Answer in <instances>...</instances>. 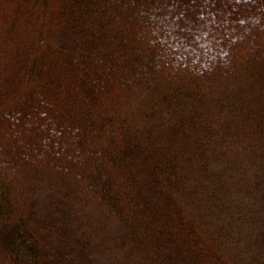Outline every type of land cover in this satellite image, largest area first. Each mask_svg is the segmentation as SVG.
Masks as SVG:
<instances>
[{
	"label": "trees",
	"instance_id": "16d2710c",
	"mask_svg": "<svg viewBox=\"0 0 264 264\" xmlns=\"http://www.w3.org/2000/svg\"><path fill=\"white\" fill-rule=\"evenodd\" d=\"M94 261L264 264V0H0V264Z\"/></svg>",
	"mask_w": 264,
	"mask_h": 264
},
{
	"label": "rangeland",
	"instance_id": "374dc122",
	"mask_svg": "<svg viewBox=\"0 0 264 264\" xmlns=\"http://www.w3.org/2000/svg\"><path fill=\"white\" fill-rule=\"evenodd\" d=\"M40 204H41V201H39V200L34 201L35 207H38V205H40ZM101 261H103V260H101ZM93 264H97V263L94 261ZM105 264H111V263H110V261H106Z\"/></svg>",
	"mask_w": 264,
	"mask_h": 264
}]
</instances>
